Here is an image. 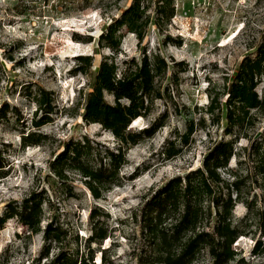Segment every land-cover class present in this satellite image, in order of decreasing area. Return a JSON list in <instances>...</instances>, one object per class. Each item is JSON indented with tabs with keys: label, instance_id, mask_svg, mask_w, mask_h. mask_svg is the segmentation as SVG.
<instances>
[{
	"label": "rangeland",
	"instance_id": "374dc122",
	"mask_svg": "<svg viewBox=\"0 0 264 264\" xmlns=\"http://www.w3.org/2000/svg\"><path fill=\"white\" fill-rule=\"evenodd\" d=\"M132 2L0 0V109L8 106L6 115L0 112V215L9 204H20L41 192L46 201L42 229L58 217L68 229L73 258L90 256L93 251L94 264H144L145 256L153 253L140 223L141 208L153 190L202 166L216 140L231 138L225 134L226 119L213 123L204 107L211 96L225 103L228 82L242 60L255 54L264 33V0H142L150 16L143 42L123 29L120 48L114 53L100 45V36ZM145 50L167 58L170 69L160 82L163 98L155 101L147 117L130 127L138 131L160 119L165 125L128 148L119 183L97 199L78 172L68 171L61 179L50 163L70 140L90 139L96 161L105 158L106 149H118L120 142L110 130L83 119L92 74L106 57L122 63L140 58ZM80 56L93 58L87 74L80 70L86 68ZM257 90L264 94V79ZM45 92L52 106L49 110ZM106 99L114 103L108 93ZM163 115L166 118H160ZM40 118L48 122L37 126ZM191 121L197 125L190 145L166 159L162 151L168 141L183 134ZM245 132L252 139L264 135V118ZM29 135L32 140L41 139L40 143L25 146ZM249 143V138L242 137L239 151ZM239 160L233 157L229 168L238 169ZM220 172L232 180L227 170ZM239 173L244 179L243 196L258 197L257 207H263L260 188L251 183L247 170ZM233 220L243 235L233 244L238 256L231 264L242 258L245 264L264 262V253L254 254L256 242L263 239L264 215L238 202ZM94 223L107 229L108 237L92 243L90 251L88 238ZM43 244V232L30 235L17 218L9 219L0 228V264H37ZM58 248L54 245L41 264ZM212 263L208 249L193 262Z\"/></svg>",
	"mask_w": 264,
	"mask_h": 264
},
{
	"label": "trees",
	"instance_id": "16d2710c",
	"mask_svg": "<svg viewBox=\"0 0 264 264\" xmlns=\"http://www.w3.org/2000/svg\"><path fill=\"white\" fill-rule=\"evenodd\" d=\"M147 12V6L142 4V0H133L101 34L100 45L114 53L118 52L123 29L134 33L139 42H143L150 25ZM79 60L86 67L80 70L87 74L93 66L92 56H80ZM169 69L167 58L146 50L140 58H128L122 63L114 57L103 59L92 74L91 91L87 95L83 119L99 123L110 130L120 145L116 151L106 149L105 158L96 161L90 139L70 140L50 163L52 172L61 179L67 176L68 171L78 172L97 199L102 197L104 191H109L119 183L128 148L154 136L165 125L164 120L160 119L152 126L138 131L130 127L133 121L147 117L155 101L163 98L160 82L167 76ZM263 79L264 33L255 54L242 60L236 74L228 82L225 103H222L220 97L211 96V102L204 107L206 113L212 116L213 123L219 124L222 118L226 119L225 134L231 138L216 140L205 155L202 166L184 175L174 176L153 190L141 208L140 223L153 251L148 254L151 256H145L144 264H193L205 249L213 258L212 264H231L236 261L238 252L233 249V244L243 235L233 220L236 204L242 202L260 216L264 215V135L252 139L245 132L254 127L259 118H264V94L257 90ZM107 93L113 96L114 103L107 101ZM43 97L48 110L52 109L46 92ZM7 108L5 105L0 112L4 111L6 115ZM47 119L40 118L36 125L46 124ZM196 125L194 121L189 122L183 134L168 141L162 151L166 159L176 157L190 145ZM32 136H26L25 146L40 143L41 139L32 140ZM242 137L249 138L250 143L241 148L240 152L238 143ZM236 156L240 158V167L234 170L229 168V164ZM2 168L0 161V176L3 174ZM222 169L228 171L232 180L222 176ZM244 169L247 170V177L252 178L251 183L261 190V208L257 207L258 197L249 199L243 196L244 179H241L239 172ZM45 202L43 194L39 192L31 194L20 204H9L0 215V228L9 219L17 218L28 228L30 235L43 232L44 244L37 264L49 258L54 245H58V252L45 264H94L93 251L90 256L73 258L68 250V229L58 217L52 218L42 229ZM169 219H172L171 223L166 224ZM107 237L108 230L94 223L88 247ZM263 253L264 235L263 239L256 242L254 249L256 256ZM237 262L246 263L244 258Z\"/></svg>",
	"mask_w": 264,
	"mask_h": 264
}]
</instances>
